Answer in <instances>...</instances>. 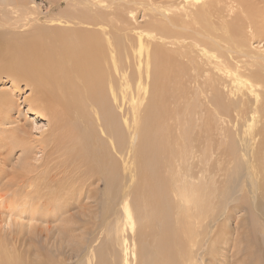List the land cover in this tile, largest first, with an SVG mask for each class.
<instances>
[{"label": "bare ground", "instance_id": "1", "mask_svg": "<svg viewBox=\"0 0 264 264\" xmlns=\"http://www.w3.org/2000/svg\"><path fill=\"white\" fill-rule=\"evenodd\" d=\"M235 2L176 0L146 30L134 25L146 0H49L45 22L30 0H6L0 209L45 201L53 220L100 198L107 244L86 264H264V0ZM22 85L49 119L41 161L23 127L5 128ZM24 243L0 234V264H63L34 263Z\"/></svg>", "mask_w": 264, "mask_h": 264}, {"label": "rangeland", "instance_id": "2", "mask_svg": "<svg viewBox=\"0 0 264 264\" xmlns=\"http://www.w3.org/2000/svg\"><path fill=\"white\" fill-rule=\"evenodd\" d=\"M146 1L149 2V5H146V8H139L137 12V22H134V25L143 26V28L147 30L149 23L153 22L154 20H159L161 19V17H163L157 9L162 10L163 8H167L176 0ZM221 1L222 3H226V5L232 9H234L235 7L236 9H234V11L239 9V4L238 2L236 3L235 0ZM150 2L153 3V5H151ZM5 4L6 0H0V6H5ZM30 4V7L35 9L36 18H38L42 22H45L46 17L51 12L49 0H30ZM64 4L65 3H63L62 5L63 8L66 7V4ZM4 12L5 11H1L0 16L5 15ZM263 45L264 44H255L254 47L257 46L263 49ZM21 88V93L15 94V101L17 102V104L14 106L15 108L11 114V120L14 123L13 125H9L5 128L7 130H10L11 128L13 129L16 125H20L21 127H23L28 132V135H31L30 137L28 136V139H32L30 142L34 147V154H36V159L38 158L37 160L41 161V159L43 158V153L40 150L39 143L47 140L50 135L49 119L44 116H38L36 113L30 110L29 104L25 101V99L27 97H30L31 91L25 85H22ZM12 89V81L7 79V77H3L0 80V91L2 90L10 92ZM175 127L176 134L182 133L181 125L178 122H176ZM7 136L9 135L7 134ZM5 142L8 143H6L8 146L9 144H12L11 139ZM33 142L35 145L33 144ZM15 149L17 151L13 150V154L11 153V155L9 156V169L13 166H18L23 157V151L20 148ZM40 161L38 162L41 163ZM38 162L36 163L39 164ZM94 187L98 188L100 197H102V192L104 191L105 186L101 183L99 187L97 185H94ZM11 196L12 195L9 194L4 199L7 200V198H11ZM33 202L34 203L31 202V205L25 204L24 202V206L23 204H20V202H18L19 205H15L13 209L16 210H13L12 212V209H10V211L8 208H5V211H3L4 209H0V234L4 237L7 236L11 238L18 232L21 233L23 242L24 239H26V244L24 243L22 244V247H20L22 250V255H24L25 258H29L30 256L31 259H35L34 263H46L48 258L52 257V259H55V261L62 262L63 264H86V257L89 255L90 247H92L91 249H95V251H98L99 247H101L102 245L105 246V244H107V229H104L105 232L102 230L103 226L100 225L104 223L103 219H101L99 213V215L96 213V211L100 212L101 209L102 202L100 198H86L81 202H75L74 204H72L71 210L69 208L66 209L69 212L65 215H62V213L55 211L52 215L55 216L58 214L59 216L58 218L53 220L49 218L46 219V216L44 215L46 213L44 212L46 210V207H44L45 201L37 202V200H34ZM17 208L19 209L17 210ZM24 210L28 211L24 212ZM30 211H32L34 214H32ZM35 212L40 214L37 215L36 213V216ZM29 215L32 217H28ZM247 217L248 215L246 214L245 210H238L236 213H234V217L230 221V229L236 231V224L238 223V220H245L247 219ZM67 220H70V223H67ZM113 220L114 218H112V220H108V222L110 221V223L112 224L111 221ZM66 226H72L73 228L70 230H66ZM122 238L123 235L118 236V238L116 237V246L114 249V253L112 252L111 254V260L113 262H115L116 260V262L119 261L121 247L118 244L119 242L120 244L122 243ZM89 244L91 246H89ZM232 253L233 252L231 251L230 254L232 255Z\"/></svg>", "mask_w": 264, "mask_h": 264}]
</instances>
